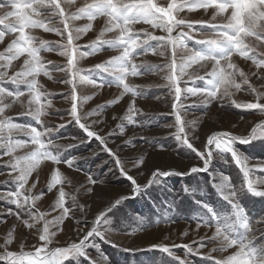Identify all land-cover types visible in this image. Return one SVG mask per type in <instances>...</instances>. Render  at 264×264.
<instances>
[{
  "label": "rangeland",
  "instance_id": "374dc122",
  "mask_svg": "<svg viewBox=\"0 0 264 264\" xmlns=\"http://www.w3.org/2000/svg\"><path fill=\"white\" fill-rule=\"evenodd\" d=\"M6 2L7 0H0V4ZM88 2L91 0H73L72 3L65 2L64 7L66 12L75 13ZM168 2L169 0H156L160 6H166ZM249 8L251 7L245 8L241 0L238 9L239 23L243 24V18ZM8 11V8H0V15ZM12 12L11 22L22 23L30 12V7H26L23 0H18L17 7L12 9ZM211 17V10H185L178 13L179 19L189 23L207 22ZM47 19L50 26L61 30L64 28L58 16H50ZM220 22V19L214 21ZM69 23L73 30L84 29L91 23V29L82 32L79 39L75 40L80 52L90 53L77 59V67L85 81L103 84V87H96L93 83L77 81L78 114H91L83 122L88 123L101 135L107 136L109 146L125 161V169L132 176L138 177L140 184H145L156 168L180 173L187 172L193 166L201 167L202 162L197 152L186 146L182 147L175 139L177 126L172 110L174 96L170 94L165 79L166 72L160 70L170 62V48H159L155 40H149L148 44L137 48L134 63L138 66L140 75L128 77L127 83L132 91L123 93L114 76L96 68L97 65L119 55L115 48L102 42L115 39L118 33L104 32L106 18L103 16H97L93 21L81 17ZM131 28L140 34L141 39L144 38L145 32L155 36L167 35L161 29H154L150 24L143 22L132 25ZM195 28L193 38L186 41L187 46L203 54H212L206 45L196 42L211 38L206 34L209 30L201 29L199 23H195ZM0 30H4L3 25H0ZM182 30L187 31L186 28ZM27 31L36 41H45L51 49L40 52L49 75L41 74L37 78L42 86L41 103L46 104L50 100L51 106L44 109L47 115L41 117L42 128L41 124H37L36 120L27 114V95L18 100L2 97L0 106L7 107L5 112L0 114V120H10L11 123L36 127L45 132L47 128H52L54 131L50 138L59 148L61 155L58 158L61 161L78 159L73 167H68L63 162L54 164L50 160H42L31 172L27 184L21 190L23 196L29 197V201L24 204L23 209L17 208L10 202L11 198L7 197L9 192L17 191L19 184L15 180L19 173L14 171L11 165L15 158L24 157L35 146L22 130L9 131L4 127L0 131L4 144H7L9 139L13 143L26 142V146L16 148L11 155H5V148L0 147V253L5 251L3 245L9 232L12 233V243L7 246V251L18 254L21 251L34 252V246L41 243L39 235L45 221L50 222L49 231L55 233L49 247H66L82 239L84 233L93 227L95 216L102 213V220L106 225H100V228L101 231L107 229V238L93 236L85 243L87 255L96 264H180V260L184 259L187 264H214L215 259H221L234 251H213L219 249L222 241L210 240L215 226L222 229L225 227L224 217L235 221L233 209L224 199V195L231 190L236 193L237 202L244 210L247 220L253 223L254 236H250L249 240L258 255H264V223L260 222L264 220V196L253 195L242 187L243 175L230 153H214L207 171L158 178L150 186L142 188L135 198L114 203L121 196H129L131 188L130 180L115 166V159L108 152L102 151L96 140L82 143L78 147H70L78 145L79 139L86 137L70 115L71 86L63 82L69 79V76L66 72L58 70L67 65V58L59 54L61 45L66 43L67 33L62 37L55 31H44L41 28ZM102 32L104 35L101 37ZM17 35L18 33L6 34L4 41L0 43V54L9 55L5 49ZM173 35H176V32ZM249 44L256 48L257 57L264 59V44L254 40H250ZM148 48H157L158 52L163 54H153L150 50L145 54ZM187 55L183 48L176 51L178 61ZM24 59V56H20L11 62L10 67L0 68V71L7 73L6 77L0 80V87L8 91L18 89L27 93L25 84H13L8 79L21 70ZM232 62L245 73L249 81L245 84L244 77L236 74L235 80L241 85V90L229 88L231 95L209 104H205V98L200 95L187 94L186 99L182 97L184 107L180 109V113L185 124V133L198 150L205 148L207 138L215 132L246 136L255 125L264 123V113L233 106V101L241 104L256 102L257 94H264V79H261L264 69H257L251 60L243 59L239 55H234ZM4 63V60H0V65ZM210 70L211 64L208 62L191 65L180 78L181 88L206 87V72ZM200 77L205 79L201 80ZM260 102L264 103V100ZM133 104L136 114L133 116L134 122L129 123L126 116L129 106ZM93 121L100 123L93 124ZM60 125L66 127L61 128ZM257 131L259 133L264 130ZM45 138H48L47 134ZM51 150L55 154L56 149ZM234 150L241 158L249 159V166L253 168L252 179L264 178V172L258 170L264 167V136H257L251 143H236ZM140 160L145 163L139 164ZM154 161L157 163L154 164ZM53 172L59 173L60 182L49 190ZM88 175L94 180L103 181V184L95 185L96 188L102 189L100 194L87 192V188L93 187ZM225 177L228 178L227 181L224 180ZM222 184L226 185L223 189L220 187ZM257 187L264 190V184ZM61 190L65 193L64 206L69 212L62 222L53 224L51 222L59 220L64 211L58 207ZM33 197H39L34 204L31 199ZM27 210L46 215L39 221L33 220L27 215ZM16 213H19L20 219H17ZM25 220L32 223L33 227L28 228ZM230 234L239 240L245 236V231L242 226L235 224ZM189 245L193 249L198 248L199 253L194 255L189 252L185 247ZM160 247H168L171 252L165 253L159 250ZM209 254L211 258H205ZM0 264L5 262L0 261ZM65 264H89V260L80 256L76 259L70 258Z\"/></svg>",
  "mask_w": 264,
  "mask_h": 264
},
{
  "label": "snow or ice",
  "instance_id": "6c2138e0",
  "mask_svg": "<svg viewBox=\"0 0 264 264\" xmlns=\"http://www.w3.org/2000/svg\"><path fill=\"white\" fill-rule=\"evenodd\" d=\"M72 3L73 0H23L26 7H30L27 17L23 19V22H11L13 15L12 9L17 7L18 0H7L6 3L0 4V8H8L9 11L0 15V25H3L4 30H0V43L4 41L6 34L18 33L16 38L10 43L5 52L9 55L4 56L0 54V60H4L5 63L0 65V68H8L13 60L18 59L20 56H24V62L19 72H16L8 79L13 84H25L27 86V93L24 91H8L3 87H0V98L11 97L13 100H18L20 97L27 95L29 110L28 115L32 116L37 124H41V117L47 115L44 111L46 107L51 106V101H47L46 104L41 103L40 88L42 87L38 83V77L41 74L49 75L45 68L40 52L42 50H51L45 41H36L35 38L28 34L29 29L41 28L44 31H55L58 35L64 36L67 33L66 43L61 45L62 50L60 55L67 58V65L58 70L64 71L68 74L69 79L63 81L71 86L70 99L72 102L70 115L72 120L75 121L84 133L85 139H79V144L70 147H78L80 144H87L90 140H96L100 144L102 151L108 152L115 159V166L119 169L120 173L130 180L131 188L129 196H121L116 199L114 203L121 202L123 199L135 198L141 192V189L146 185L150 186L156 179H162L168 175H191L199 171H207L210 163L213 159L214 153H230L234 162L239 167L243 175V188H246L248 192L253 195L264 196V190H259L257 185L264 184V178L252 179L253 168L249 166V159L241 158L234 150V144L236 143H251L257 136H264V131L258 133L257 129L264 130V123L255 125L251 132L246 136H236L228 132H215L207 138L206 146L203 150H198L194 147L193 143L189 141L187 134L185 133V124L182 121L180 109L184 107L182 103V97L187 98V94L200 95L205 98V104H209L212 101L222 100L225 96L231 95L229 88H235L237 91L241 90V85L236 82L235 76L237 73L241 77H244V83L248 84L249 81L245 76V73L237 68L236 64L232 62L234 55H239L241 58L251 60L253 65L257 69H264V59L258 58L256 48H253L250 44V40L264 44V0H254V6L249 8L247 14L243 18V24L238 23L240 19L238 15V9L241 5V0H169L166 6H160L156 3V0H151L149 4L148 0H91V2L85 3V5L79 8L75 13H68L65 10L64 3ZM196 11V10H211L212 17L210 21L195 22L199 23L201 29H208L206 33L211 38L202 39L196 41L197 43L206 45L212 54H203L187 46L186 41L193 38V33L196 32L195 23H189L185 20L178 18V13L182 11ZM58 16L61 23L64 24V28L58 29L50 26V22L47 17ZM97 16H103L106 18V25L104 32L118 33L115 39L102 41L105 44L111 45L115 48L119 55L112 57L103 64L97 65L96 68L103 72L109 73L116 78L118 85L122 87L123 93L132 91L131 87L127 83L129 76L140 75L138 66L134 63L136 55V49L142 45L148 44L149 40H155L159 44V48H170L171 58L170 62L162 66L160 70L166 72L165 79L167 81L170 94L174 96V102L172 106L173 114L175 115V121L177 126V132L175 139L183 147L186 146L193 151L197 152L202 162L201 167L193 166L187 170V172L174 173L172 170L161 171L156 168L152 173L150 179L145 184H140L138 177L132 176L127 169H125V161L122 160L117 152L109 146L107 136L101 135L98 131L91 128L86 121L89 114H78V95H77V81L93 83L96 87H103V84H96L93 81H85V78L81 76L80 70L77 67V59L82 58L90 53H83L79 51V46L75 44V40L79 39L82 32L91 29V23H89L84 29L73 30L70 27V21L80 19L81 17H87L89 21H93ZM220 19V23H214V21ZM148 23L152 28H159L164 31L166 36H155L151 33H144V38L141 39L140 34L132 30L131 26L137 23ZM186 28L187 31L182 29ZM241 28L244 32L241 33ZM21 32L24 33L23 37ZM101 33V37L104 35ZM176 32V35L173 33ZM239 45V47H237ZM178 48H183L188 55L181 58L179 61L176 58V51ZM152 51L153 54H163L158 52L157 48H148L145 50ZM264 55V54H262ZM201 62H208L211 64V70L206 72L207 86L204 88L185 87L181 88L180 78L185 74L188 67L193 64H200ZM231 70V71H230ZM7 73L0 71V80L6 77ZM50 78V77H49ZM199 79L204 80L205 77ZM264 79V76H261ZM255 91V89H253ZM134 94V93H133ZM264 100V94H257L256 102L249 103H237L233 101V106L239 109H255L261 113H264V103L260 101ZM2 104V100H0ZM7 105L0 106V114L5 112ZM136 114V109L133 105L128 108V114L126 119L129 123H133V116ZM115 119V117H113ZM99 121H93V124H98ZM7 127L9 131L22 130L30 137V143L34 145V149L26 154L24 157L15 158V162L11 165L14 171H17L19 175L15 177V180L19 182L16 192H9L7 194L10 202L15 204L17 208H24V204L29 201L28 196H23L22 189L28 182L31 172L38 167L42 160H50L54 164L61 162L65 163L68 167H73L75 160L78 158H69L61 161L58 157L61 155L58 146L54 144V141L50 138V134L54 131L52 128H47L46 132L38 130L36 127L23 126L11 123L10 120H0V131ZM61 128L66 125H60ZM43 128V125H42ZM48 138H45V136ZM74 139H78L73 137ZM26 146V142L8 140L7 144L3 143V138H0V147L5 148V155H11L16 148ZM214 146V149H213ZM56 149L55 154L51 149ZM143 160L139 161V164H144ZM134 163V167H135ZM259 171L264 172V167H260ZM53 179L49 184V190L60 182L59 173L53 172ZM228 178H224L227 181ZM89 182L93 187L87 188L88 193L100 194L102 189L96 188L95 185L103 184V181L94 180L91 175H88ZM35 187V184L32 185ZM223 189L225 184L220 185ZM65 193L61 190L59 192L58 207L64 209L63 214L59 220H54L51 223L58 224L68 216L69 209L64 206ZM23 196L24 203L21 202ZM39 197H33L32 202ZM224 199L227 200L232 209L235 221L232 222L228 217H224L225 227L222 229L219 226H215V232L211 241H222L219 249H213V251H220L227 253L229 249H234L229 255L224 256L221 259H215L214 264H243L247 261V264H264V255H258L257 250L253 247L252 241L249 240L250 236H254L253 223L247 220L244 210L239 206L236 198V193L229 190L227 195H224ZM11 212V209H9ZM17 219H20L19 213H16ZM27 215L30 219L41 220L44 213H33L27 210ZM264 223V220L260 221ZM28 228H32L33 224L28 220L24 221ZM48 221L44 222L42 230H40L39 240L41 243L35 247L34 252L25 253L21 251L19 254L7 251V246L12 243V233L9 232L5 238L3 247L5 251L0 253V261H4L5 264H65V262L77 257L83 256L89 260V264H96L87 255L85 251V243L90 237H99L100 239H106L105 233L107 229L101 231L100 225H106V222L102 220V213H98L93 220V227L87 230L82 239L71 243L66 247H59L51 249L49 245L52 242V237L55 233L49 231ZM235 224H239L245 231V236L239 240L234 239L230 232ZM211 226V224H209ZM199 227V225H198ZM155 247V246H154ZM188 251L194 255L199 253V249H193L190 245L185 246ZM159 250L170 253L171 249L168 247H160ZM211 258V254L208 257ZM180 264H187L186 259L180 260Z\"/></svg>",
  "mask_w": 264,
  "mask_h": 264
},
{
  "label": "clouds",
  "instance_id": "9594fccd",
  "mask_svg": "<svg viewBox=\"0 0 264 264\" xmlns=\"http://www.w3.org/2000/svg\"><path fill=\"white\" fill-rule=\"evenodd\" d=\"M149 4H151V0H148ZM242 3L244 5L245 8H248V7H253L254 6V0H242ZM239 23V20L237 21ZM241 33L244 32V29L241 28ZM24 33L21 32V36L23 37ZM237 47H239V45H237ZM243 264H247V261H244Z\"/></svg>",
  "mask_w": 264,
  "mask_h": 264
},
{
  "label": "crops",
  "instance_id": "0c3cea01",
  "mask_svg": "<svg viewBox=\"0 0 264 264\" xmlns=\"http://www.w3.org/2000/svg\"><path fill=\"white\" fill-rule=\"evenodd\" d=\"M146 151V150H145ZM135 153V151H133ZM128 155V154H127ZM155 160V159H154ZM157 163V161H154V164ZM154 166V165H153ZM137 173H138V170H137Z\"/></svg>",
  "mask_w": 264,
  "mask_h": 264
}]
</instances>
